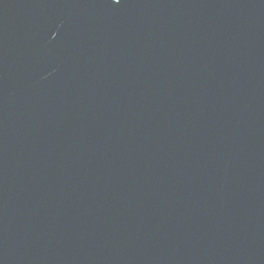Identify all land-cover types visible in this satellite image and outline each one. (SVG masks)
Segmentation results:
<instances>
[{"label":"water","instance_id":"1","mask_svg":"<svg viewBox=\"0 0 264 264\" xmlns=\"http://www.w3.org/2000/svg\"><path fill=\"white\" fill-rule=\"evenodd\" d=\"M0 264H264V0H0Z\"/></svg>","mask_w":264,"mask_h":264}]
</instances>
